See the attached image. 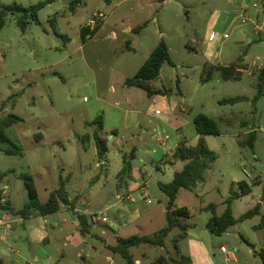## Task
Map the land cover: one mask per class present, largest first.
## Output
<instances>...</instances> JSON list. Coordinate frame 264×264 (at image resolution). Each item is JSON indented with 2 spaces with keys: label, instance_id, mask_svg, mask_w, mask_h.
Returning a JSON list of instances; mask_svg holds the SVG:
<instances>
[{
  "label": "rangeland",
  "instance_id": "1",
  "mask_svg": "<svg viewBox=\"0 0 264 264\" xmlns=\"http://www.w3.org/2000/svg\"><path fill=\"white\" fill-rule=\"evenodd\" d=\"M46 1L0 0V10L13 3L26 8ZM73 1L46 4L37 13L38 24H29L25 31L11 14L0 27V117L13 114L23 119L6 131V136L21 147L23 157L0 152V172L12 170L0 183L5 198L8 196L15 208H22L28 194L18 176L27 174L43 203L58 188L60 176L69 174L68 196L79 194L76 203L81 202V210L90 213L92 222L106 217L108 222L95 225L94 234L113 244L115 238L106 227L113 223L119 228L118 210L131 214L130 202L115 198L117 182L122 186L137 184L139 189H133L130 197L140 205L150 203V209L121 236L153 234L165 225L166 197L158 183H169L173 172L182 167L180 162L171 164L170 154L181 141L196 144L193 119L203 114L218 124L219 136H205L208 148L218 158L193 191L178 192L175 205L190 212L186 222L189 237L179 242L180 253L190 256L188 240L192 239L208 255L204 264H235L221 252V246L238 259V264H262L257 253L264 248V229H253L259 218L239 222L216 237L206 229L211 213L203 209L214 204L216 215H220L230 192L239 191L237 182L245 181L251 194L231 203L233 217L239 219L256 203L264 183V89L262 97L252 103L256 76L264 66V0H80L72 12L69 7ZM244 6L248 10L245 14L238 10ZM96 21L101 22L100 29L82 41L80 30H92ZM144 23L138 33L131 32ZM211 30L228 35L215 41L213 57L204 45ZM161 39L168 47L172 66L164 63L152 84L167 94L149 98L144 90L127 87L124 82L134 76ZM207 54L215 65L229 66L242 60L246 69L241 79L223 81L215 75L202 83ZM238 96L246 100L219 105L222 99ZM97 117L102 118L98 133L108 148L101 162L92 139ZM253 125L258 131L250 149L245 146V133ZM84 135L91 136L87 149L82 142ZM123 159L130 162V176L135 175V180L118 179ZM257 179L261 184L255 183ZM121 190L120 196L126 192ZM67 218L74 222L72 212L64 208L49 220ZM2 227L1 221L0 230ZM102 229L108 230L106 237L101 235ZM177 234V229L170 233L164 248L142 245L131 252L141 264H151L159 256L179 258L172 247ZM19 236L22 229L17 225L13 235L0 243L3 264H19L22 258L41 264L46 255L52 256V264L57 260L64 264H126L111 251L94 252L72 242L64 247L66 233L56 235L51 250L36 247L34 256L39 262H34L31 252L35 246L23 237L19 247ZM96 238L86 237L85 241L102 247V240ZM243 240L254 243L257 253L253 254ZM61 248L66 251L63 260L57 253ZM80 250L89 256L83 263L76 256Z\"/></svg>",
  "mask_w": 264,
  "mask_h": 264
},
{
  "label": "trees",
  "instance_id": "2",
  "mask_svg": "<svg viewBox=\"0 0 264 264\" xmlns=\"http://www.w3.org/2000/svg\"><path fill=\"white\" fill-rule=\"evenodd\" d=\"M53 0H47L46 2H39L36 5L29 7H22L16 3L8 6H4L0 10V27L4 24V18L11 14L16 24L22 31H25L27 26L31 23L38 24L37 13L46 4L51 3ZM164 1V0H160ZM80 3V0H74L70 4V11L73 12L72 6ZM52 22V21H51ZM54 24V22H52ZM146 23L137 26L131 30L133 33H138ZM101 27V22L96 21V26L89 30L84 28L80 30V38L85 41L86 37L91 38ZM127 47L129 46L127 42ZM164 63L172 66L170 60L169 50L166 43L161 39L157 46L153 49L147 59L139 67L137 72L132 78L126 79L124 85L127 87H136L146 92L147 97H153L155 95H166L167 91L164 89H155L152 82L159 77L160 69ZM245 66L242 60H238L229 66L215 65L209 62L203 64L200 81L202 83L210 81L215 75H217L223 81H238L241 79ZM178 80L176 81V85ZM256 89V95L252 100L253 105L256 101L262 97L264 89V66L258 71L256 76V83L254 85ZM245 97H233L226 98L219 101V105H234L245 101ZM256 109L253 108L252 114L255 115ZM102 118L97 117L93 122L96 125L97 130L92 134V139L96 148V157L98 162H101L108 151L106 139L100 137L98 131L102 130ZM23 119L8 114L4 117H0V152L8 156L23 157V151L21 147L13 143L7 136L6 131L10 127L22 123ZM194 130L196 132L197 141L194 146L188 145L185 141H181L171 152L170 162L171 164L180 162L182 167L178 171H174L172 179L169 183H158L159 190L166 197L165 204V225L150 235H131L129 237L117 238L116 244L111 246L110 249L113 253L118 254L126 264H135L136 260L132 248H138L139 246H153V247H165V240L170 233L177 229L178 234L172 240V247L177 256L165 257L159 256L154 259L151 264H190L191 259L189 256L180 253L179 242L187 238V231L189 225L186 223L190 218V212L185 207H176L175 200L178 192L182 189L193 191L198 183L204 181L206 172L211 168L212 164L217 160L218 156L215 152L210 150L207 146L205 136H219L220 130L217 122L203 114L197 115L193 119ZM251 129V128H250ZM91 136L84 135L82 142L84 149L88 148V143ZM256 140V132L250 130L245 140V146L253 149L254 142ZM133 154L130 158H133ZM12 170L0 172V182L6 177ZM131 164L127 160L123 159V165L120 172L117 174L118 179L122 178L130 179ZM19 179L24 183L27 190L28 201L20 209H14L11 202L5 199L4 192L0 188V212L18 216L21 219H27L34 214L40 216H46L53 214L60 209L61 205L75 206L76 198L69 200L68 193L66 191V185L70 181V175L66 177L60 176L58 188L52 190L48 199L45 202H40L37 196L35 185L30 175L20 174ZM124 180V179H123ZM238 192L231 191L229 197L225 200V209L220 215H216V206L209 204L203 210H208L211 213L210 218L206 223V229L208 232L216 237L222 236L230 227L236 225L247 219L259 216V223L253 226L254 230L264 229V212H261L262 205L264 204V183L261 186V193L259 202L256 203L251 209L247 210L239 219H235L231 210V203L233 200H237L245 195L251 193V187L245 182H237ZM79 224V234L86 236L90 234L91 226L88 223V218L85 215L77 214ZM260 257L261 263L264 264V249H261L257 253Z\"/></svg>",
  "mask_w": 264,
  "mask_h": 264
},
{
  "label": "crops",
  "instance_id": "3",
  "mask_svg": "<svg viewBox=\"0 0 264 264\" xmlns=\"http://www.w3.org/2000/svg\"><path fill=\"white\" fill-rule=\"evenodd\" d=\"M253 6L255 7V4H253ZM238 10H239L240 13H244V14L248 11L245 6L241 7ZM238 10L236 9L235 13ZM211 17L209 19L210 21H211ZM128 31L129 30H126L125 32H128ZM211 32H214V31L211 30L209 32V34ZM209 34L206 37V43L204 45L206 46L205 50L207 51V53H211L212 54L211 56L213 57V55L215 56V53H213L214 51L212 52L213 45H214L215 41L217 39H222L224 36H228V35H227V33L218 34V33L214 32L213 39H210L209 38ZM211 56H209L208 54L206 55V57L208 58L210 63H212ZM251 129L256 132V138H257L258 129L256 128L255 125H253ZM249 131H247L245 134L249 133ZM134 176H130V179L131 180L132 179L135 180L137 177H134ZM255 183L256 184H261V181L259 179H257ZM123 188L126 189V192L124 193V195L120 196V194L122 192L121 189H123ZM135 188L139 189V185L136 184L134 187H132L128 183V184L122 186V185H120L117 182L115 198H117V200L119 199L120 202H124V201L130 202L128 204L129 205L128 208L131 211V214H128V212L123 210V209L122 210H118L119 211V222L117 223V219H115V220H116L117 225H119V228H117V226H115L113 223H110V225H108L106 227V228L109 229V231L112 233V236L115 238V242L113 244H108L107 241H103V239H101V237H99V236L94 234L95 225H99V223H107L108 222L106 217L103 216L101 218H98L97 215H96L98 221L97 222H92L90 220V218H89L90 213L87 212V211L81 210V204H80L81 202L75 203V206H73V208L71 206L61 205L60 209L57 212L53 213V214H49V215H46V216H40L38 214H34L31 217H29L27 219H24V220L19 218L18 216L17 217H13L12 215L0 212V220L3 222V227H2L3 230H0V243L4 242V241H7L8 240V235L12 236L14 229L17 227V225H20V227L22 229V237L21 236L18 237V242L16 243V245L19 246L20 244H22L20 241L23 240L22 239L23 237H24L25 241H28L29 243L33 244L35 246V249H33L31 254L33 255V261L34 262H39V258L37 256H34L35 255L34 252L36 251V247H39L41 245L45 249L47 248V249L51 250L52 246L56 243V240H57L55 237L59 233H66V237H65V240H64V243H63L64 247H66L68 245V243L72 242V244L75 247H77V248H84V247L87 246V247H91L94 252H99V253L103 252V251L110 252L111 251L110 247L114 246L116 244L117 238L123 237V236H121V232H123L125 229H127L129 227H133L139 219H141L142 217L147 215V213H148V211L150 209L149 208V204L150 203L149 204L147 203L145 205H140L137 202H135L133 200V198L130 197V195H129L130 192L133 189H135ZM251 192H252V189H251ZM7 194H8V192H7ZM78 195L79 194H75L72 198L68 196V198H69V200H72V199H74L75 196H78ZM126 195H129V196H126ZM124 196H126V197L124 199H122ZM6 197L7 198H5V199L10 201L9 197L8 196H6ZM80 197H81V195H80ZM140 198L142 200H145L142 195L140 196ZM241 198H239V199H241ZM259 198H260V195L258 196V200L256 201V203L259 202ZM87 201H88V204L91 203L90 199H88ZM11 205L13 206L12 202H11ZM13 208L16 209V210L20 209V208H15L14 206H13ZM64 208L67 209V210H70L72 212V214L75 217L74 218V222L72 220H70V218H67V220H62L60 222L56 221V220L55 221L49 220V219H51L52 215L60 212V210H63ZM164 209H165V207H164ZM261 212H264V204L262 205ZM77 214L85 215L88 218V223L91 226L89 235L81 236L79 234V224H78ZM164 214H165V212H164ZM256 217L259 218V216H256ZM102 218H104L105 221H103ZM37 221H41L42 225H39V223H37ZM258 223H259V219H258L257 224ZM107 231H104L102 229L100 231V233H101L102 236L106 237V235H108L106 233ZM2 232H3V234H2ZM93 236H96L97 237L96 239L102 240V245H103L102 247H100V248L96 247L95 248L91 244H89L88 242L85 241L86 237H93ZM187 236L189 237L188 233H187ZM16 240L17 239L15 238L14 241H16ZM243 242L246 243L252 249V253L253 254L257 253L255 251L256 249H255V244L254 243H252L250 241H244V240H243ZM188 244H189V248H190V250H189V252H190V256L189 257L191 259V263L190 264H204V260H206V258H208V255L205 252V250L203 248H201V246H199L196 242L192 241V239L188 240ZM65 252L66 251L63 248H61V249H59L57 251V253L59 254V256H60V258L62 260L64 259ZM76 256L79 257L82 260V263L89 259V256L84 254L82 250L78 251ZM107 258H108L107 260L109 262H112L110 257H107ZM21 260H23V261H20L19 264H32L29 261H26L25 258H22ZM230 260H232L235 264H238V259L235 258V256L233 254H232V258ZM51 261H52V256L51 255H46V260L43 259L41 264H52ZM59 262H62V261L57 260L53 264H64V263H59ZM0 264H3L1 259H0ZM135 264H141L140 260H136Z\"/></svg>",
  "mask_w": 264,
  "mask_h": 264
},
{
  "label": "built area",
  "instance_id": "4",
  "mask_svg": "<svg viewBox=\"0 0 264 264\" xmlns=\"http://www.w3.org/2000/svg\"><path fill=\"white\" fill-rule=\"evenodd\" d=\"M92 22V21H91ZM241 22H245V19H242ZM214 37V33L210 34V39H213ZM103 221H105L104 218H102ZM0 225H1V221H0ZM220 250L223 254H225L227 256V258H232V253L227 251L226 248L224 246L220 247Z\"/></svg>",
  "mask_w": 264,
  "mask_h": 264
}]
</instances>
